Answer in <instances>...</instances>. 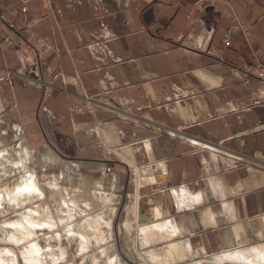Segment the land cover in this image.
Here are the masks:
<instances>
[{
  "label": "crops",
  "instance_id": "0c3cea01",
  "mask_svg": "<svg viewBox=\"0 0 264 264\" xmlns=\"http://www.w3.org/2000/svg\"><path fill=\"white\" fill-rule=\"evenodd\" d=\"M27 7L7 15L16 29L0 21V111L28 150L137 203L144 223L173 221L196 255L264 250V107L244 112L264 100V80L243 83L249 65L264 66V0ZM37 76L54 86L45 103L27 81Z\"/></svg>",
  "mask_w": 264,
  "mask_h": 264
},
{
  "label": "rangeland",
  "instance_id": "374dc122",
  "mask_svg": "<svg viewBox=\"0 0 264 264\" xmlns=\"http://www.w3.org/2000/svg\"><path fill=\"white\" fill-rule=\"evenodd\" d=\"M24 141L0 111V264H165L172 241L188 245L173 221L144 223L137 203L85 184L67 159L33 153ZM129 172L137 177L134 166ZM181 256L174 264L212 257L191 248ZM247 259L264 264V251Z\"/></svg>",
  "mask_w": 264,
  "mask_h": 264
},
{
  "label": "built area",
  "instance_id": "2783aa9c",
  "mask_svg": "<svg viewBox=\"0 0 264 264\" xmlns=\"http://www.w3.org/2000/svg\"><path fill=\"white\" fill-rule=\"evenodd\" d=\"M2 3V0H0V5ZM22 6L20 9L18 8H13V9H8L4 5H1V11H0V21L4 22L10 29H16V26L14 25L13 22L8 21L7 15H10L13 18H16L19 13H26L28 11L27 7V0H21ZM20 34H25L26 28H21L18 30ZM113 34L110 32L108 29V26L105 24H102L101 26V32L99 36V41L103 43H107L111 40H113ZM9 41V39H7ZM98 41V42H99ZM227 44H229V41H226ZM89 47H93L92 44H89ZM244 84H249L251 82L252 78H259L261 80H264V66L261 65L260 63H255L249 65L245 70H244ZM59 75H56L55 78H58ZM27 81H29L31 84L39 87L42 89V103H45L48 98L52 96V92L54 89V86L51 84H46L41 76H37L35 78H27ZM90 104L92 101H89ZM264 107V100L262 99H255L244 108V112H251L252 110L256 108H263ZM216 149L220 150L221 154H225L224 151L225 149L215 147ZM224 150V151H221ZM227 151V150H226Z\"/></svg>",
  "mask_w": 264,
  "mask_h": 264
},
{
  "label": "bare ground",
  "instance_id": "6f19581e",
  "mask_svg": "<svg viewBox=\"0 0 264 264\" xmlns=\"http://www.w3.org/2000/svg\"><path fill=\"white\" fill-rule=\"evenodd\" d=\"M173 198L175 199L176 202H180L182 200V192H180L179 190H175L173 192ZM149 232L151 231L149 230ZM174 235L175 233L170 232L167 236L164 235V239H167L168 241L173 240ZM188 248H189L188 245H186L183 241H175V240L172 241L168 245L167 252H168L169 259L166 260L165 264H174V262L180 259L178 258L179 255L181 256V254H184L185 252H187ZM245 250H248V249H236V250L226 252L223 254H216L215 256L206 257V258H203L197 261V264H202V263L204 264H251L250 259H247V257L248 256H259L264 251L263 249H260L257 246H255L254 248L250 250L251 254L247 253V251Z\"/></svg>",
  "mask_w": 264,
  "mask_h": 264
}]
</instances>
